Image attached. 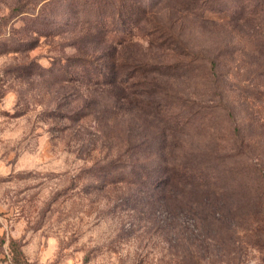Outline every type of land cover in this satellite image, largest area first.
<instances>
[{
  "label": "rangeland",
  "instance_id": "1",
  "mask_svg": "<svg viewBox=\"0 0 264 264\" xmlns=\"http://www.w3.org/2000/svg\"><path fill=\"white\" fill-rule=\"evenodd\" d=\"M0 264H264V0H0Z\"/></svg>",
  "mask_w": 264,
  "mask_h": 264
},
{
  "label": "trees",
  "instance_id": "2",
  "mask_svg": "<svg viewBox=\"0 0 264 264\" xmlns=\"http://www.w3.org/2000/svg\"><path fill=\"white\" fill-rule=\"evenodd\" d=\"M167 184V183H166Z\"/></svg>",
  "mask_w": 264,
  "mask_h": 264
}]
</instances>
